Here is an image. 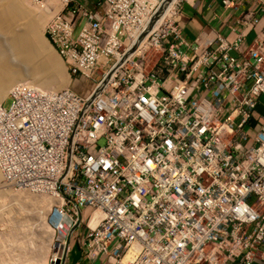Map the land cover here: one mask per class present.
I'll use <instances>...</instances> for the list:
<instances>
[{"label": "built area", "instance_id": "1", "mask_svg": "<svg viewBox=\"0 0 264 264\" xmlns=\"http://www.w3.org/2000/svg\"><path fill=\"white\" fill-rule=\"evenodd\" d=\"M28 1L70 84L5 99L1 186L51 199L50 263L264 264V0L193 39L197 0Z\"/></svg>", "mask_w": 264, "mask_h": 264}, {"label": "bare ground", "instance_id": "2", "mask_svg": "<svg viewBox=\"0 0 264 264\" xmlns=\"http://www.w3.org/2000/svg\"><path fill=\"white\" fill-rule=\"evenodd\" d=\"M38 8L41 9V12L34 11L23 0H0V109L5 101L4 99L8 98L23 83H29L41 90L60 91L69 79L68 75L64 77V64L59 63L56 52H52L46 45L45 42L51 47L46 38L40 33L44 17L50 15L52 17V13L49 9ZM25 78L33 79V84L29 81L22 82ZM8 93L10 94L8 95ZM0 196L3 200L4 198L9 199L7 203H3V200L0 203L4 204L2 212L6 215H9L7 213L9 207L22 208V205H27L31 200L37 205L34 211L36 214L40 201L46 204L51 203L49 197L45 198L42 194L34 196L31 190L18 191L13 188L7 189L1 185ZM14 217L15 222L18 221L16 216ZM6 222L8 223L7 220ZM18 222L16 223L18 224ZM90 224L95 226L97 223L92 220ZM6 229L9 230L8 227ZM57 233L59 238L64 241L65 231L62 229ZM60 244H53V246H56L54 248L56 253L53 255L55 259L58 257L57 252L61 251ZM13 251L14 253L19 252L18 249L10 250V252ZM14 256V254H11V258ZM10 264H16V260L14 259L13 263Z\"/></svg>", "mask_w": 264, "mask_h": 264}, {"label": "rangeland", "instance_id": "3", "mask_svg": "<svg viewBox=\"0 0 264 264\" xmlns=\"http://www.w3.org/2000/svg\"><path fill=\"white\" fill-rule=\"evenodd\" d=\"M23 1L29 7H31L34 11L41 12V9L38 8L36 4L31 3L28 0H23ZM50 16L44 17V20L42 22V29L40 33L45 38H46L45 28H46L48 21L51 18ZM45 43L52 50V52L55 53V51L48 45V43L47 42ZM56 56L59 59L58 60L59 63L63 64V61L61 60V58L58 57L57 54ZM63 74H64V77L65 75L67 76L65 67H64ZM25 81H29L32 83V81L34 80L30 78H27V79L25 78L22 82H25ZM92 87H93L92 81L82 80L81 83L74 84L72 89L78 94L87 95L89 94ZM9 94L10 93H8V95ZM6 106L8 107L9 103L6 104ZM260 111L261 113L264 112L262 109H260ZM1 181H0V185H1ZM1 200L3 199H1V196H0V203H1ZM4 200H3V203H7L9 201V199H5V198ZM40 202H39V206L37 209V214L36 212H34L37 208V205L35 204L33 200L29 201L27 205H22V208L17 207V206L16 208L13 206L9 207L7 210V213H9V215H6L4 212H2V207L4 206V204H0V207H1L0 208V212H1L0 213V245H1L0 253L3 255V250L1 248H5V246L7 247V250H10V248L12 247L13 249L14 248L18 249L19 252H15V256L13 257L16 260V264H19V263L21 264L22 261L28 262L30 264L34 255H37V258H35L34 256L37 264H51L50 261L53 255L55 254L54 248L56 247V246H53V244L55 245V243H60L62 241L59 238V235L56 232L54 225H52V221H51V213L53 211L52 204L51 203L46 204L45 202H41L40 204ZM14 216H16L18 221L20 219L19 222L16 220L18 224L15 222ZM6 220L8 221V223L6 222ZM16 225H18V227H16ZM6 227H8L9 230H7ZM4 241L6 243L5 245H4ZM8 243H10L12 247H9ZM7 259L8 261L11 260L8 257ZM23 264H26V263H23Z\"/></svg>", "mask_w": 264, "mask_h": 264}, {"label": "crops", "instance_id": "4", "mask_svg": "<svg viewBox=\"0 0 264 264\" xmlns=\"http://www.w3.org/2000/svg\"><path fill=\"white\" fill-rule=\"evenodd\" d=\"M237 17L235 12L226 10L221 3V0H197V6L192 8L189 5H186L184 10V15L182 18V24L185 31V34L188 38L193 39L197 34L201 32L209 33L213 30L219 31L222 34H228L229 28L228 24L231 23V19ZM67 83L61 89L66 88L70 81L67 79ZM76 84H79L78 81H75ZM75 83H71L73 86ZM4 241V245H5ZM9 247H12L8 243ZM1 247V245H0ZM3 250V255H0V264H10L13 263V258H11L10 250H14L13 247L10 250H7V247L1 248ZM33 254V253H32ZM37 258V255H34ZM30 264H37L35 258ZM10 258L8 261L6 258ZM34 260V261H33ZM28 262L22 261L21 264ZM20 264V263H19ZM66 264H109L107 263L104 256H97L94 261L88 259L86 253L77 245L72 243V248L67 257Z\"/></svg>", "mask_w": 264, "mask_h": 264}, {"label": "water", "instance_id": "5", "mask_svg": "<svg viewBox=\"0 0 264 264\" xmlns=\"http://www.w3.org/2000/svg\"><path fill=\"white\" fill-rule=\"evenodd\" d=\"M56 264H58V262Z\"/></svg>", "mask_w": 264, "mask_h": 264}]
</instances>
